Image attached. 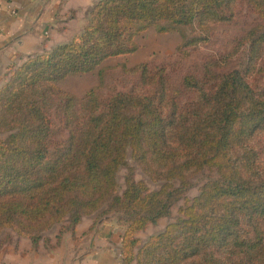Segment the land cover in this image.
Returning a JSON list of instances; mask_svg holds the SVG:
<instances>
[{"label": "trees", "instance_id": "16d2710c", "mask_svg": "<svg viewBox=\"0 0 264 264\" xmlns=\"http://www.w3.org/2000/svg\"><path fill=\"white\" fill-rule=\"evenodd\" d=\"M243 2L264 21V0H101L71 42L9 67L0 89V251L13 235L37 249L55 226L69 221L75 233L107 206L124 227L120 264H264V31L245 37L244 71H225L228 57L184 66ZM162 24L163 33L199 32L176 62L127 68L137 81L107 95L60 87L135 54L137 38ZM129 156L160 189L136 179ZM204 171L216 178L187 198ZM180 201V218L143 243L138 235Z\"/></svg>", "mask_w": 264, "mask_h": 264}, {"label": "rangeland", "instance_id": "374dc122", "mask_svg": "<svg viewBox=\"0 0 264 264\" xmlns=\"http://www.w3.org/2000/svg\"><path fill=\"white\" fill-rule=\"evenodd\" d=\"M163 25L167 24L153 27L137 38L138 51L135 54L110 59L93 73L73 75L61 82L60 87L79 98H82L91 89L98 90L101 95H107L113 88L122 91L129 88L132 82L137 81V77L131 78L126 75L125 69L127 68L145 62H153L154 64L176 62L178 49L183 46L187 39L199 32L195 27L178 26L175 31L163 33L160 31ZM253 30L255 32L264 31V21L260 20L243 2L238 6L236 17L231 24L215 25L212 28L210 42L192 50V58L184 64L185 69H195L210 58L218 60L228 57L225 71H244L247 67L250 48L245 37ZM5 137V135H0L1 139ZM128 166L134 169L136 179L144 181L151 190H158L163 185L162 183H152L135 164L131 156L128 158ZM127 175L128 168H122L118 176L119 195L125 189ZM215 178L216 175L210 171L202 172L192 180L193 186L187 192L186 197L189 199L197 197L203 185ZM184 204V201H180L174 207L172 217L164 218L157 225L149 226L140 233L142 242H146L151 236L162 233L170 223L176 222L180 218L179 209ZM107 209L105 206L92 216L83 219L82 223L91 224L93 221L94 224L82 236L77 235V229L75 233L71 232L69 221H66L64 225L55 226L51 231L43 234L40 246L35 249L37 261H40L41 264H74L78 261L77 255L86 248L83 240H89L90 232L101 221L115 223L116 227L122 231L123 238L124 227L119 224V214L110 213ZM62 228L65 231L64 234H61ZM1 240H4V237L0 238ZM32 261L35 262L36 259Z\"/></svg>", "mask_w": 264, "mask_h": 264}, {"label": "crops", "instance_id": "0c3cea01", "mask_svg": "<svg viewBox=\"0 0 264 264\" xmlns=\"http://www.w3.org/2000/svg\"><path fill=\"white\" fill-rule=\"evenodd\" d=\"M100 1L0 0V89L9 67L21 64L30 55L69 43L78 36ZM13 10L16 15L12 14ZM93 224V221L81 223L77 235L82 236ZM138 237L141 238V234ZM88 239L83 240L86 248L80 251L74 264L121 262L122 231L115 223L99 222ZM36 252L29 239L14 235V243L0 251V264H41Z\"/></svg>", "mask_w": 264, "mask_h": 264}, {"label": "built area", "instance_id": "2783aa9c", "mask_svg": "<svg viewBox=\"0 0 264 264\" xmlns=\"http://www.w3.org/2000/svg\"><path fill=\"white\" fill-rule=\"evenodd\" d=\"M12 14H13V15H16L17 12H15V11L13 10V11H12ZM0 35H1V30H0Z\"/></svg>", "mask_w": 264, "mask_h": 264}]
</instances>
